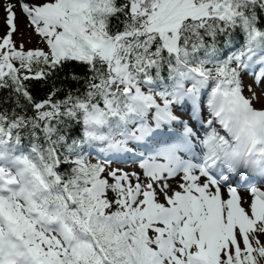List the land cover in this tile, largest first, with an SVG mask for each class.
<instances>
[{
  "label": "snow or ice",
  "instance_id": "obj_1",
  "mask_svg": "<svg viewBox=\"0 0 264 264\" xmlns=\"http://www.w3.org/2000/svg\"><path fill=\"white\" fill-rule=\"evenodd\" d=\"M0 264H264V0H0Z\"/></svg>",
  "mask_w": 264,
  "mask_h": 264
},
{
  "label": "rangeland",
  "instance_id": "obj_2",
  "mask_svg": "<svg viewBox=\"0 0 264 264\" xmlns=\"http://www.w3.org/2000/svg\"><path fill=\"white\" fill-rule=\"evenodd\" d=\"M17 42L19 43L20 42V38L17 37ZM34 43H35V37L33 38V42L32 43H29V44H26L27 47H32L34 46Z\"/></svg>",
  "mask_w": 264,
  "mask_h": 264
}]
</instances>
